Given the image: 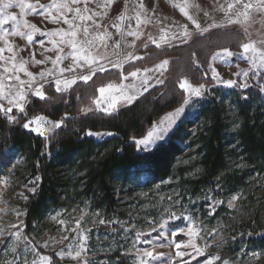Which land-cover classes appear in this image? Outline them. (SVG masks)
Instances as JSON below:
<instances>
[{
  "label": "rangeland",
  "instance_id": "obj_1",
  "mask_svg": "<svg viewBox=\"0 0 264 264\" xmlns=\"http://www.w3.org/2000/svg\"><path fill=\"white\" fill-rule=\"evenodd\" d=\"M28 2L36 7L26 10L24 14L17 6L19 0H0V48L4 49L0 53V81L3 82L5 95L8 94L9 85L11 91L15 92L19 84L14 79H5L12 75V72L4 73L3 69L11 68L12 63L19 64L21 61L26 62L24 67L35 75L37 83L43 84L45 98L49 87L55 89L56 79L75 80L66 91L59 93H67L76 85L86 83L80 77L88 74L89 69L74 63L71 47L61 44L59 48H62L63 52L54 50L49 37L41 34L69 28L63 23L59 11L51 8L53 0ZM243 2L258 5V0ZM56 3H67L68 7L73 9L71 12L64 9L63 14L73 20L78 29V39L85 38V28L88 29V38L104 36V41L96 40L94 47L90 49L94 56L100 57L93 67L106 69L97 71L96 74L123 70L127 65L140 60L143 51L152 45H185L197 36L207 35L218 29L237 30L243 35L244 40L239 45V52L223 48L213 55L214 57L224 49L233 53L222 60H214L212 57L210 74L214 85L195 86L188 79H184L193 87L202 86L203 92L199 98L185 92L188 103L181 106L184 110L169 133L170 136L180 124L192 122L202 106L212 100L223 104L231 128L235 131L238 126L234 101L239 92H249L251 88H256L264 93V67L254 68L249 59L252 53L244 54L242 48L243 44L254 43L258 50L264 51V13L260 12L258 7L249 10L247 20L239 16V23H230V18L237 19V12L242 10V5L236 3V0H77L76 3H72V0H56ZM5 4L11 6L5 8ZM40 4L46 7L41 8ZM230 4L235 6L229 9ZM77 8L80 9L79 16L75 11ZM49 9L52 15H48ZM184 12L192 19L190 20ZM7 16H16L21 23L27 20L35 24L40 31L22 29L24 32L31 31V42L25 37L12 35L16 30V22L9 19L7 23H2ZM52 16L57 17L55 22ZM193 20L206 31L201 33L197 30ZM213 24L218 26L212 27ZM185 26L190 33L187 38L183 35ZM129 32L137 33L138 36L128 35ZM4 33L9 35L5 37ZM161 36H166V39L161 40ZM116 44L120 45L119 48L115 47ZM9 47L11 51L8 50ZM13 54L14 61L11 59ZM57 56L64 58L54 64ZM36 61L44 62L37 64ZM167 61L168 65L164 69L157 68L161 62L156 66L125 74L120 83L109 84L112 88L105 86L103 95L99 92L97 99L85 107L84 115L96 112L112 114L131 105L164 81L169 67V60ZM256 63L259 65L258 53ZM70 65L73 70L60 72L61 68L67 69ZM41 72L45 73L43 80L39 75ZM133 72L137 73L135 77L132 76ZM214 72L219 74L220 80L234 81V86L228 87L218 82V79L214 78ZM245 72L248 73L247 76L244 75ZM15 74L24 81L31 79L23 72ZM145 79L146 84L143 83ZM61 87L63 88V83ZM21 90L26 96V99L21 101L25 115L30 100L40 98L27 84ZM129 96L133 97L131 102L127 99ZM0 104L5 108L9 106L4 99H0ZM113 104L114 108L111 107ZM2 112L10 122L17 119V113H21L16 107H13L10 113ZM43 118L49 122L39 125L44 135L32 131L31 128H25L28 133L48 138L58 130L52 127L56 121ZM101 134L96 138L99 139ZM137 147L141 153L153 150H144L143 145L139 144ZM196 150L197 147H188L177 163L179 171H184V178L176 176L162 184L148 187L151 177L146 170L140 167L132 169L128 181L121 178L114 185L117 203L115 213L99 208L93 198L75 194L74 185L78 183L79 175L74 176L61 169L60 177H64V183L71 189L70 193L62 194L59 205L43 212L29 231L26 229L25 218L28 205L38 195L40 179L34 175L31 163L26 157L14 149L7 150L6 159L0 158V164L6 162L9 155H14V160L7 167L0 166V264H53V258L62 264H120V256L127 257L130 264H140L143 251L151 250L154 246V254L165 255L159 260L149 261L148 264H209V261L211 264H219L222 254L230 250L234 254L223 264H264V249L253 248L247 242H237L248 233H264V173L250 171L246 184L234 192L220 178L211 186H197L201 171L197 164ZM79 184V189H83V182ZM230 202L233 205L231 207ZM172 213L175 214L174 218L170 216ZM60 221L64 223L61 224ZM165 221V228L161 229L160 224ZM189 228L192 229L191 234H187ZM180 229H183L180 235H170ZM17 232L20 233L19 238L15 235ZM176 243L186 247L176 249ZM161 244L164 246L161 247ZM80 245H83L80 259H70L68 253L81 250ZM193 245H196L199 251ZM178 251L183 255H176Z\"/></svg>",
  "mask_w": 264,
  "mask_h": 264
},
{
  "label": "trees",
  "instance_id": "obj_2",
  "mask_svg": "<svg viewBox=\"0 0 264 264\" xmlns=\"http://www.w3.org/2000/svg\"><path fill=\"white\" fill-rule=\"evenodd\" d=\"M244 37L237 30L218 29L195 37L190 43L171 47L150 46L140 60L123 70L96 74L90 81L76 85L67 93L54 87L46 90L45 99L33 98L23 113L13 122L0 111V158L6 159L9 149L16 150L31 163L34 175L40 179L37 197L28 205L25 218L29 231L43 212L55 208L62 194L70 193L64 183V172L78 176L74 193L95 199V205L115 213V183L128 181L131 170L144 168L150 175L148 187L181 176L177 163L188 147H197L200 177L197 186H211L218 179L232 190L246 184L250 171L264 173V93L256 88L239 92L235 98L236 122L233 131L223 104L215 100L202 106L192 122L180 124L170 139L151 152L138 151L137 140L143 139L157 122L180 108L187 99L180 83L188 79L192 85L212 86L211 60L217 50L228 48L239 52ZM169 60L164 81L129 106L112 114L96 112L84 115V109L97 99L99 88L120 83L125 74L156 66ZM42 116L62 121L61 127L48 138L37 137L23 127L31 118ZM117 132L121 138L112 144H101L97 135L87 133ZM117 145H122L119 152ZM83 182V189H79ZM82 190V191H81ZM253 248L264 249V233H248L237 241ZM224 252L219 264L233 256ZM120 264H130L119 257ZM53 264H62L53 258Z\"/></svg>",
  "mask_w": 264,
  "mask_h": 264
},
{
  "label": "snow or ice",
  "instance_id": "obj_3",
  "mask_svg": "<svg viewBox=\"0 0 264 264\" xmlns=\"http://www.w3.org/2000/svg\"><path fill=\"white\" fill-rule=\"evenodd\" d=\"M77 0H72V3H76ZM236 3H240L242 5V10L238 11L236 16L237 19H231L229 20L230 23H239V16H243L245 18V20H247L249 18V10L254 8V7H258V10L262 13H264V0H258V5H254L251 2L248 3H244L243 0H236ZM10 4H5L4 7L8 8L10 7ZM20 10L21 13L26 14V10H31L34 9L36 6L32 3H29L28 0H19V3L17 5ZM143 6V5H141ZM235 5L234 4H230L228 5V8L231 9L233 8ZM41 8L46 7L43 4H40ZM51 8L57 9L59 11L60 16L63 18V23L67 24L69 26V28L67 30L61 28L57 31H48L47 33H41L42 35H47L49 37L50 43L53 44L54 46V50L58 49L59 51L63 52L62 48H59V45L61 44H66L68 46L71 47L72 52H71V58L74 61V63L77 66L80 67H84L87 66L89 71L88 74L82 75L80 77V79H82L83 81L87 82L88 80H90L92 78V76H94L96 74L97 71H105L106 69H104L103 67H99V68H95L93 67V65L97 64L98 60L100 59V57L94 56L92 54V52L90 51V49L92 47H94L95 45V41L96 40H100V41H104V36H96L93 38H88V29L85 28L84 29V39H78V29L74 26L73 20L68 19L67 16H65L63 14V10L67 9V11L71 12L73 11L72 8L68 7L67 3H56V0H53V3L51 5ZM77 15L79 16V12L80 9L77 8L75 9ZM181 11H184V9H181ZM184 14L186 16H188L187 12H184ZM48 15H52L51 13V9L48 10ZM80 19H83L84 17H79ZM188 18L191 20L192 17L188 16ZM12 20L16 22V30L15 32L12 33V35H16V36H21V37H25L29 42L32 41L33 36L30 32H24L22 31V29L26 28V29H31L32 31H40V29L35 25V24H31L29 23L27 20H24L22 23L20 20L17 19L16 16H7L5 18L4 21H2V23H7L8 20ZM53 22L56 21L57 17L56 16H52ZM88 19H91V17H88ZM121 19H123V17H121ZM193 23L196 25L197 30H199L201 33H203L204 31H206V29L201 28L200 24L197 23L196 21L193 20ZM218 25L213 24L212 27H217ZM5 37H7L9 34L8 33H4L3 34ZM128 35H134V36H138L137 33H133V32H129ZM183 35L184 37H189L190 33L187 30V27H184L183 30ZM161 40H165L166 36H161L160 37ZM6 43H9L8 41H6ZM153 43H155V41H153ZM264 43V42H262ZM104 46L106 47V44H104ZM119 44H116L115 47L119 48ZM160 45L157 44V47H159ZM243 48V53L244 54H248V53H252V56L249 57V59L252 62L253 67H264V51H260L256 48L254 43H246L242 45ZM9 51H11V47H9L8 49ZM4 51V49L0 48V53H2ZM257 53L259 54V65H257L256 63V55ZM233 53L227 49H224L222 52H218L216 53V55L213 57L214 60H222L223 57H230L232 56ZM64 57L62 56H57L56 60L53 61L54 64L58 63L59 61H61ZM131 57L129 56V59ZM138 59L140 57H137ZM11 59L14 61L15 60V54H13V56L11 57ZM44 61H36L37 64H42ZM26 62L21 61L19 62V64L17 63H12L11 68L9 67H4L3 71L4 73H9L12 72V75L5 77V79L8 80H16L19 84V87L17 88V90L15 92L11 91V85H9V90H8V94L5 95V88L3 85V82L0 81V99H4L7 101V104L9 105L8 107H4L3 104H0V111H4L5 113H10L12 112L13 107H16L19 112L23 113L24 112V105L23 103H21V101H24L26 99L25 93L24 91H22L21 89H23L24 85L27 84L29 88L32 89L33 93L38 96L40 99H45V94L43 92V84L42 83H37L36 81V77L32 72L27 71V69L24 67V64ZM168 65V61L165 60L163 61L160 65H157L158 69H164L166 68ZM116 67H118V65H114ZM67 70H73L71 65L65 69V68H61L60 72L63 73L64 71ZM16 72H23L26 76L30 77L31 79L28 81H24L21 80L19 75H16ZM49 75L51 73H48ZM41 80L44 79L45 77V73L41 72L39 73ZM137 75L136 72L132 73V76L135 77ZM245 76L248 75L247 72L244 73ZM214 78L218 79V82L224 83L226 86L228 87H232L234 86V81L232 80H227V81H223L219 79V74L214 72ZM63 83V88L61 87V84ZM75 83V80L72 81H61L60 79H56L55 81V89L57 92H61V91H66L67 88L69 87L70 84ZM143 83H147V80L145 79L143 81ZM33 85H36L35 87H33ZM108 88H112V85H108ZM241 87H246V85H241ZM180 88L183 89L185 92H187L189 95H194L195 97L199 98L202 95L203 92V87H193L187 80H184L183 82L180 83ZM105 88L101 87L99 88V92L101 93V95H103V93L105 92ZM128 101L131 102V100L133 99V97L129 96L127 97ZM188 100L184 101V104H187ZM111 107H115V105H111ZM183 108H178L176 109L173 113H169L168 115H166L163 120L155 125L153 127V129L151 131H149L147 133V136L144 137L143 139L137 140L136 143L139 145H143L144 150H148V149H154L157 147H162L169 139H170V135L169 133L172 132L173 128L176 125V122L178 120V118L180 117L181 113L183 112ZM35 123L37 126L35 128H31L32 131L37 132L40 135H44L43 132L40 131V127L39 125L41 123H49L48 121H46L43 117H38L36 120L34 121H27L24 123L23 127L24 128H30L31 124ZM62 124V121L60 122H56L54 124H52L53 128H60ZM49 131H51V128L49 129ZM87 135L92 136V135H100L99 133H93L91 131H89L87 133ZM108 135H111V133H108ZM14 160V155H9L8 159L6 162H4L3 164H0V166L3 167H7L9 163H11ZM234 199H236L234 197ZM229 206H233L232 203L230 202ZM171 217H175V214L172 213L170 214ZM59 223L63 224L64 221H60ZM167 221L163 222L160 224V228L163 229L165 228ZM79 227V224L77 223V228ZM155 230V229H154ZM183 231V229L177 230V231H173L170 233V235L172 236H178L180 235V232ZM192 229L189 228L187 230V234H191ZM15 235L17 236V238H19L20 233L17 232L15 233ZM138 235H142V234H138ZM160 235H163V233H160ZM161 247H163L164 245L161 244ZM181 247H186V245H181L180 243H176L175 244V248L176 249H180ZM193 247H196L197 251H199V248L196 245H193ZM80 249L78 251L73 252H69L68 253V257L72 260H79L81 257V252L83 250V245H80ZM155 253V246L149 250V249H145L143 251L141 260H140V264H148L149 261H155V260H159L161 259L165 254L163 253H159V254H154ZM176 255L181 256L183 255V253H180L179 251L176 253ZM144 258H148L147 260H145ZM165 264H167V262H165ZM209 264H211V261H209Z\"/></svg>",
  "mask_w": 264,
  "mask_h": 264
},
{
  "label": "built area",
  "instance_id": "obj_4",
  "mask_svg": "<svg viewBox=\"0 0 264 264\" xmlns=\"http://www.w3.org/2000/svg\"><path fill=\"white\" fill-rule=\"evenodd\" d=\"M34 121V120H32ZM35 123L31 124L30 128H35ZM108 133H111V135H108ZM121 136L117 132L113 131H107L101 134L99 138V142L101 144H112L114 143L117 139H120ZM119 152H122L123 146L122 145H117L116 146Z\"/></svg>",
  "mask_w": 264,
  "mask_h": 264
},
{
  "label": "crops",
  "instance_id": "obj_5",
  "mask_svg": "<svg viewBox=\"0 0 264 264\" xmlns=\"http://www.w3.org/2000/svg\"><path fill=\"white\" fill-rule=\"evenodd\" d=\"M201 2V1H200ZM204 2H205V0H204ZM152 46H154V45H152Z\"/></svg>",
  "mask_w": 264,
  "mask_h": 264
}]
</instances>
